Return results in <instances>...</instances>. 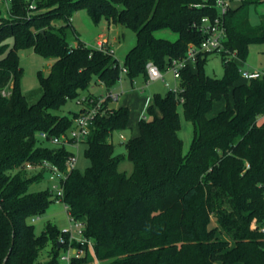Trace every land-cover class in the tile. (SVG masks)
Segmentation results:
<instances>
[{
	"label": "trees",
	"instance_id": "obj_1",
	"mask_svg": "<svg viewBox=\"0 0 264 264\" xmlns=\"http://www.w3.org/2000/svg\"><path fill=\"white\" fill-rule=\"evenodd\" d=\"M216 1L36 0L29 14L32 0H11L8 16L0 11V264L6 258L5 264H61L60 238L67 235L52 224L36 234L31 220L47 210L53 196L49 189L29 191L44 173L29 176L27 165L48 160L65 170L72 152L43 145L39 133L67 136L79 112H60L92 83L100 80L111 91L122 68L131 80L147 79L149 61L166 72L174 60L187 58L189 46L206 38L202 20L219 16ZM262 3L230 6L225 52L202 53L182 68L178 93L153 95L139 134L126 143L131 175L119 171L125 156L112 142L115 131L130 128V109L105 102L85 142L91 165L70 172L65 184L70 215L86 223L85 236L101 264H264V76L239 83L237 63L246 61L250 45L264 44V15L257 26L249 18L250 7ZM82 8L96 23L104 17L113 27L135 32L136 44L122 63L109 46L69 41L70 34L78 36L71 20ZM162 30L178 38L157 37ZM21 49L54 60L47 75L39 74L35 103L21 88ZM213 54L223 57L221 79L205 71ZM223 98L225 109L210 118ZM180 105L194 125L187 154L179 136ZM49 246V259L41 262ZM93 260L87 252L72 264Z\"/></svg>",
	"mask_w": 264,
	"mask_h": 264
},
{
	"label": "rangeland",
	"instance_id": "obj_2",
	"mask_svg": "<svg viewBox=\"0 0 264 264\" xmlns=\"http://www.w3.org/2000/svg\"><path fill=\"white\" fill-rule=\"evenodd\" d=\"M237 5L236 3L233 4ZM264 8L259 7L256 11L253 9L251 11V19L253 24L260 22V16L264 13ZM3 17L8 16V10L5 5L0 7ZM263 11V13H261ZM72 25L77 32L78 36L70 34L69 41L73 45H77L79 40L84 41L89 46H95L100 35L108 36L111 39V45L115 51L116 57L122 63L125 55L130 51L136 44V34L131 29L125 27H113L108 23V21L103 17L97 23L92 19L89 10L87 8H82L78 10L72 17ZM58 23V25H61ZM120 35L117 40L114 41V35ZM116 35V36H117ZM159 38L169 39L175 41L178 38L176 33L170 30H162L156 33ZM8 43L12 46V39L8 40ZM20 64L23 68L21 76V88L23 93L27 96L30 103H35L41 96L40 89V77L39 74L47 75L50 72L51 65L54 62L53 59L46 58L33 49H21L19 51ZM237 63L241 71L248 69H256L258 71H264V44H252L249 47L248 57L245 62L237 60ZM205 71L208 75L216 78H223L225 74L223 57L219 54H213L209 57V60L205 66ZM123 91L136 92L139 96V102H129L131 105V127L125 131H115L112 136V142L115 145V150L117 154L124 155L125 157L119 164V171L127 175H131L134 171V164L131 162L127 156L126 143L130 138L136 137L139 134V120L146 113V108L144 104L147 102L150 104V98L154 94L159 93L161 95H166L170 89L166 87L165 82L162 80L153 81L148 83L144 76H139L133 81L128 77L124 76ZM166 81L169 82L172 88H178L180 86V80L176 79L172 73L166 76ZM245 82L243 76L240 77L239 83ZM94 84V83H93ZM142 87L144 89H142ZM119 88V85H117ZM121 89V88H120ZM119 90V89H118ZM143 90V91H142ZM122 91V89H121ZM124 93V94H125ZM88 91H82L81 96L78 99L69 101L63 110L60 112L61 115H68L70 112H80L81 103L80 101L86 97ZM123 94V96H124ZM123 96L118 102L115 103L116 107H119L123 102ZM148 104V105H149ZM226 107V100L223 98L214 103L213 109L209 114V117H215L224 110ZM181 117V129L179 131V136L183 140L184 147L183 152L187 154L192 145L194 138V125L191 121H188L183 113L182 105L178 108ZM122 136L124 139H122ZM42 144L45 146H54L50 141L43 140ZM87 149V144H73L69 147V150L75 155L77 159L76 168L80 172H84L88 167H90V160L86 157L85 151ZM38 174L37 170L28 171L29 176ZM52 183L49 180V175L44 172V177L33 183L30 186V192H39L46 189H50ZM53 202L47 208V210L40 216L35 217L31 220L36 234L40 235L48 224L56 226L60 232L70 228V218L65 209L63 203L56 202L54 197ZM50 246L42 252L40 257L41 262H45L49 259ZM61 264H64L61 262ZM92 264H96L92 262Z\"/></svg>",
	"mask_w": 264,
	"mask_h": 264
},
{
	"label": "built area",
	"instance_id": "obj_3",
	"mask_svg": "<svg viewBox=\"0 0 264 264\" xmlns=\"http://www.w3.org/2000/svg\"><path fill=\"white\" fill-rule=\"evenodd\" d=\"M11 0H0V7L5 5L6 9H10ZM217 7L219 9V16L214 19L204 18L201 23V31L205 34L206 38L199 45H190L187 53V58L183 60H174L170 66V68L163 72L160 68L152 61H149L146 64V72H147V81L148 83L153 81L162 80L165 82L167 88L176 93L179 92L178 88H172L171 84L166 81V75L172 73L174 77L178 80L181 79V69L192 65L196 62L198 56L202 53H223L225 52L224 42L227 38V31L224 23V16L228 12L230 8L229 0H217ZM37 9L36 0H32V2L28 6L29 14L33 13ZM106 41H100L96 46L97 49H104L107 46ZM112 53H115L112 50ZM235 56V54H233ZM242 76L246 80L261 78L264 76V71H241ZM127 74V69L122 68L121 77L119 82L122 81L123 75ZM7 95L6 92L3 93ZM120 94H116L114 92H109L106 95L98 96L94 98H83L81 103V111L79 112V116L75 119L74 127L69 131L67 136L63 137H55L49 136L46 132L39 133V137L42 140L50 141L52 144L56 146H65L69 148L73 144H81L86 142L91 127L94 124L96 118L105 113L104 105L107 100H111L112 102H117L119 100ZM122 139L124 137L122 136ZM77 159L75 155L69 157L66 163V169L63 170L59 165L50 162L48 160L43 161L38 165H27V170H37L39 173L46 172L49 175V180L52 183L49 191L54 197L56 202L63 203L65 209L70 218V228L63 231L64 234L67 235L66 238L61 237L60 243L61 246L65 245V248L61 253V262L64 264H72L75 258L84 257L87 252L93 256L96 264H101L96 257L94 243L91 239H88L85 236L86 223L84 221L74 219L69 212V206L65 201V184L69 177V173L73 170L77 169ZM34 220V219H33ZM261 232L264 234V222L260 228Z\"/></svg>",
	"mask_w": 264,
	"mask_h": 264
},
{
	"label": "crops",
	"instance_id": "obj_4",
	"mask_svg": "<svg viewBox=\"0 0 264 264\" xmlns=\"http://www.w3.org/2000/svg\"><path fill=\"white\" fill-rule=\"evenodd\" d=\"M230 1V5H231V7H233V8H236V7H238L239 6V4H240V2L242 1V0H229ZM237 4V5H234L233 6V4ZM261 8V7H263L264 8V3H262V4H260L259 6H251L250 7V12H249V18H250V22H251V24L253 25V26H257V24L255 25V24H253L252 23V19H251V11L254 9L255 11L258 9V8ZM264 10V9H263ZM261 13H263V11L261 12ZM264 15V13L263 14H261V16H260V22L258 23V25L261 23V18H262V16ZM117 35V34H116ZM114 35V38H113V40L114 41H116L117 40V37H119L120 35ZM82 41V40H81ZM100 41H106L108 44H107V46H109V47H113V45H111V39H109V37L108 36H105V35H100L99 37H98V40H97V42H96V45L98 44V42H100ZM88 45V44H87ZM95 45V46H96ZM94 47V46H93ZM113 49V48H112ZM52 66V65H51ZM256 70V69H255ZM248 71H254V69H248ZM168 75V74H167ZM166 75V76H167ZM124 76H127L126 74L125 75H123V77H122V81L121 82H119L117 85H119V88H117V85L111 90V91H108V89L106 88V86L99 80V81H96L94 84L92 83L91 84V86H90V88H89V90H88V94L86 95V96H88V95H92V96H95V97H98V96H103V95H106L107 93H109V92H114V93H116V94H120L121 95V97L123 96V94L125 93L124 91H123V84H124ZM166 78V77H165ZM146 79V78H145ZM243 79H244V81L246 80L244 77H243ZM147 80V79H146ZM133 81V80H132ZM122 89V91H121V89ZM119 89V90H118ZM142 89H144L143 87H142ZM143 91V90H142ZM119 99H120V96H119ZM139 96L137 95V93L136 92H127V93H125L124 94V96H123V99H122V104L119 106V107H121V106H125V107H128L129 109H130V112H131V105H130V103L131 102H139ZM150 100H152V98H150ZM119 101V100H118ZM117 101V102H118ZM130 102V103H129ZM115 103L116 102H113V103H111V106L114 108H116V106H115ZM151 103V102H150ZM148 104L149 103H145L144 104V108H146L147 109V107H148ZM145 115V114H144ZM143 115V116H144ZM130 127H131V125H130ZM238 264H240V263H238Z\"/></svg>",
	"mask_w": 264,
	"mask_h": 264
},
{
	"label": "water",
	"instance_id": "obj_5",
	"mask_svg": "<svg viewBox=\"0 0 264 264\" xmlns=\"http://www.w3.org/2000/svg\"><path fill=\"white\" fill-rule=\"evenodd\" d=\"M6 261H7V258L5 259V262H4V264L6 263Z\"/></svg>",
	"mask_w": 264,
	"mask_h": 264
}]
</instances>
